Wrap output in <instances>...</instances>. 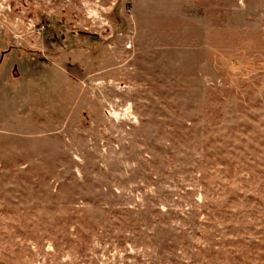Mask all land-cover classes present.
<instances>
[{"label": "rangeland", "instance_id": "obj_1", "mask_svg": "<svg viewBox=\"0 0 264 264\" xmlns=\"http://www.w3.org/2000/svg\"><path fill=\"white\" fill-rule=\"evenodd\" d=\"M0 264H264V0H0Z\"/></svg>", "mask_w": 264, "mask_h": 264}]
</instances>
